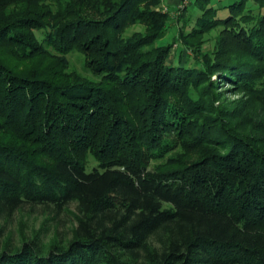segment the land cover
Returning <instances> with one entry per match:
<instances>
[{
	"label": "trees",
	"instance_id": "trees-1",
	"mask_svg": "<svg viewBox=\"0 0 264 264\" xmlns=\"http://www.w3.org/2000/svg\"><path fill=\"white\" fill-rule=\"evenodd\" d=\"M161 1L0 0V215L76 210L47 251L0 239V264H264V126L244 113L264 104V0H191L177 64L154 46ZM72 51L99 80L65 71ZM216 72L243 105L218 102ZM178 142L200 157L172 169Z\"/></svg>",
	"mask_w": 264,
	"mask_h": 264
},
{
	"label": "rangeland",
	"instance_id": "rangeland-1",
	"mask_svg": "<svg viewBox=\"0 0 264 264\" xmlns=\"http://www.w3.org/2000/svg\"><path fill=\"white\" fill-rule=\"evenodd\" d=\"M220 0H217V2ZM229 0H221L222 3L227 4ZM191 0H162L160 4L154 7L158 11L167 13L170 16L167 27L166 34L162 36L155 45H166L171 44V54L175 63L177 64L180 52L183 58L194 60V48L188 46L184 43L181 36L184 21L186 19L180 18L181 13L184 12L185 6L189 5ZM253 3V0L250 2ZM197 12L191 16L190 25L192 26L196 20ZM186 18V17H185ZM144 25L140 22L132 24L124 33L126 39L130 38L136 31H143ZM41 37V34H38ZM205 42L203 43V49L210 52L214 51L217 46V41L219 39V27L213 29L205 37ZM153 45L149 46L151 48ZM69 59V64L65 69L66 72L70 74H77L83 77H88L92 80H99V77L94 75L87 67L88 57L80 51H72L67 54ZM217 72L213 74L212 79L215 81L217 87V97L218 102L225 109L232 110L235 106H241L247 100V96L242 90H238L235 84H233L228 79L218 78ZM247 113V118L249 119L251 130H256L264 126V104L261 102H249L244 108V113ZM240 121V120H239ZM248 121V120H247ZM241 123L242 120L240 121ZM246 124V123H243ZM174 137V136H173ZM179 147L176 152L172 155H178L180 158L176 161H171L167 166H175L177 163L187 164L188 162L194 161L200 157V152L195 146H188L182 142H178ZM169 156L163 158L165 163L167 162ZM163 161V160H161ZM154 162V161H152ZM97 164L94 157H88V165L92 167ZM73 213H76L74 206L70 208V212H66L61 215L59 219L54 217V214L49 211H44L42 207H37V209H32L31 207H25L18 209L13 216L6 217L0 215V239L3 243L12 244L19 247L22 245L23 241L30 238L38 237L43 245L44 251H47L51 245L57 242L58 239L65 237L68 240L72 236L73 229L76 225L74 221Z\"/></svg>",
	"mask_w": 264,
	"mask_h": 264
}]
</instances>
